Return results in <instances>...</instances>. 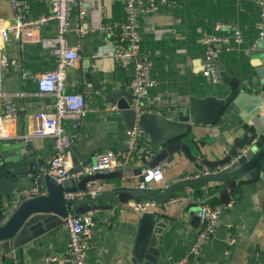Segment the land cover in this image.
Wrapping results in <instances>:
<instances>
[{"label": "crops", "instance_id": "crops-1", "mask_svg": "<svg viewBox=\"0 0 264 264\" xmlns=\"http://www.w3.org/2000/svg\"><path fill=\"white\" fill-rule=\"evenodd\" d=\"M31 17L48 13L46 0H24ZM85 13L78 17L77 8L68 10L70 23H80L85 28L82 35L75 31L67 32L70 46L78 45L79 59L67 69L65 91L81 93L85 98L86 110L79 127L70 120L63 126L72 137L79 151L94 154L103 149L120 150L125 147L126 130L123 117L115 107V99L129 101V81L133 72V62L119 65L110 55L113 51V37H108L105 28L110 26L117 32L125 21L124 2L120 0H88ZM13 20L6 0H0V21L3 24ZM259 5L256 0H176L174 4L159 5L152 12H142L137 16L139 35L138 58L151 63L150 76L154 85L149 87L143 97L146 109L168 108L187 101L188 97L214 94L222 96L229 91L226 84L212 81L203 76L205 65V40L210 36H225L228 43L219 45L218 57L225 70L240 81V88L255 93L261 79L257 75L256 64L260 61V44L257 50L246 52L248 45L257 35ZM217 22H229L238 28L242 41L236 42L229 29H214ZM56 31V22L48 20L38 31L40 37H47ZM4 50L12 61L2 70L0 86L3 91L15 93L13 101L23 107L15 117L11 137L3 144L14 142L16 136L26 129L27 114L49 112L54 109V97L40 93L36 79L32 76L22 78V71L29 75L53 69L55 62L49 47L40 42L19 45L10 36ZM111 93L115 94L112 98ZM240 110L226 105L217 119L209 125L191 124L183 134V140L194 155L208 159L224 156L229 148L226 136L237 135L233 129L243 123ZM240 133V132H238ZM226 139V140H225ZM225 141L221 144L222 141ZM141 149L147 150L148 138L139 136ZM35 159H46L53 153L51 137H31L28 139ZM149 157H132L124 168H136L146 163ZM94 154L92 161L94 160ZM145 156V155H143ZM163 178L150 190L155 196L175 182L184 173L194 171L189 161L181 154H174ZM202 169V165H199ZM138 176L120 179H103L104 190L119 185L131 186ZM44 178V177H43ZM42 178V179H43ZM221 186V183L218 182ZM216 182L203 183L204 196H193V191L177 204L155 203L153 212L159 216L160 227L155 234L152 251L146 253L145 264H173L190 247L199 227V220L193 221V211H198L202 201H206L210 190L217 196ZM187 186L179 187L174 195L182 194ZM103 190V191H104ZM234 203L223 209L218 217L215 235L204 245L200 259L205 264H257L264 261V188L260 181L248 179L236 185L230 193ZM8 197V196H7ZM117 196L100 199L95 203L107 204ZM171 197V196H170ZM3 197H0V214ZM142 198H136L137 200ZM128 202L113 209L91 210L95 220V233L87 251L91 264H136L132 261V243L126 238V231L137 212L129 208ZM219 203V202H218ZM89 205L83 203L84 207ZM73 209V208H71ZM64 218L21 246H5L0 242V264H44L47 253L62 254L67 245V233L63 226ZM232 239L231 243L228 242ZM9 248L18 249L17 258H7L4 253ZM188 264H197L189 262Z\"/></svg>", "mask_w": 264, "mask_h": 264}, {"label": "built area", "instance_id": "built-area-1", "mask_svg": "<svg viewBox=\"0 0 264 264\" xmlns=\"http://www.w3.org/2000/svg\"><path fill=\"white\" fill-rule=\"evenodd\" d=\"M13 15V20L3 24L0 21V82L2 70L9 67L12 61L6 54L4 47L10 36L18 40L19 45L28 42H40L49 47L53 55L55 67L50 70L37 72L29 75L22 71V78L30 76L36 79L37 88L40 93H48L54 97V109L49 112H35L27 114L30 124L26 125V132L14 137L22 142H27L31 137H51L53 140V153L50 157L40 160L36 159L28 168V175L32 180L38 181L48 177L53 182L60 184L69 176L95 175L104 170L115 171L127 166L132 157L144 159L149 156V150L141 149L139 136L143 131L136 125L126 130L125 147L120 150L103 149L94 154L91 164L84 166L80 171L71 172V144L72 137L63 126L64 120H70L75 127H79L85 114V98L81 93L65 91L67 81V69L78 59V45L70 46L67 42V32L75 31L78 35L85 32L80 23L71 24L68 10L70 6L77 8L78 17L85 13L84 5L88 0H46L49 10L46 15L31 17L28 13L24 0H6ZM124 2L125 21L120 25L117 32L110 26L100 25L105 28L108 37H113L114 46L110 53L112 58L121 66L133 62V72L129 81V104L136 115L142 111L149 110L143 106V97L146 90L154 85L150 76L151 63L145 59L139 60V35L137 31V16L142 12H152L159 5L174 4L176 0H120ZM259 5V21L256 25L257 35L251 40L246 52L257 50L259 44L264 40V0H256ZM56 22V31L51 36L40 37L39 29L48 21ZM214 29H229L232 31L233 39L238 43L242 41V35L238 28L229 22H217ZM205 65L203 76L217 82L216 65L212 62L217 57L219 45L228 43L225 36H210L206 40ZM15 93L3 91L0 86V143H5L11 137V129L15 117L23 107H17L13 101ZM28 120V121H29ZM247 146L239 147L234 152L230 161L221 165L203 166L199 172L192 171L184 173L178 180H193L204 176L216 175L246 152ZM145 155V156H143ZM170 160L164 159L151 168H146L139 179L133 184L138 189L150 191L154 184L163 178V173L169 167ZM106 183L103 179L89 180L84 188L74 192L63 194L65 200L94 196L104 190ZM193 191L192 186H187L184 193L171 196L167 199L168 204H177L186 199ZM35 185L31 189H20L14 191L10 196L3 197L2 210L0 214V225L5 223L21 202L37 196ZM234 203L230 199L227 203L209 204L202 201L198 209L199 227L189 249L173 264H188L189 262L205 264L201 259V251L204 245L215 235L218 217L223 209L231 208ZM155 203L149 199H137L129 202V208L135 212L153 211ZM63 226L67 233V245L62 254L47 253L43 257L44 264H91L87 259V251L90 241L95 233V220L91 212L80 214H69L63 220ZM232 239L228 242L231 243ZM4 256L14 258L13 248L5 251ZM257 264H264L260 261Z\"/></svg>", "mask_w": 264, "mask_h": 264}, {"label": "water", "instance_id": "water-1", "mask_svg": "<svg viewBox=\"0 0 264 264\" xmlns=\"http://www.w3.org/2000/svg\"><path fill=\"white\" fill-rule=\"evenodd\" d=\"M258 53L260 61L256 64L259 67L256 73L261 83L255 93L243 91L239 86V79L229 74L221 64L218 65L220 58L217 56L212 62L216 65L221 83L229 87V91L222 96L207 94L197 97L191 95L184 103L168 108L145 110L138 115L128 100L115 99V107L123 117L127 129H132L134 125L141 129L148 138L146 148L155 152L146 163L144 162L139 167L121 168L115 171L104 170L95 175L69 176L60 184L48 177L34 183L28 175V168L36 159L28 141L22 142L16 138L14 142L3 144L0 148V197L10 196L16 190L31 189L34 185L38 194L32 199L21 202L9 219L0 225V242H3L5 246L12 245L16 248L44 229L59 223L61 218L69 214H80L97 209H113L136 198L149 199L160 204L167 201L175 190L182 186H192L208 181H214L218 186L220 182L221 186L219 185L217 190L219 203H227L236 185L248 179L260 181L264 188V40L260 43ZM110 96L114 98L115 94L111 93ZM227 104L236 106L241 111L240 116L243 120V123L233 129L237 135L226 136L227 140H225L229 144L228 150L224 156L214 160L202 155H194L181 137L188 131L191 124H212ZM26 131L25 129L22 133ZM224 142L223 140L221 144ZM243 146L248 147L246 152L221 173L188 181L177 179L166 186L158 196L133 185H119L98 192L94 196L69 200L63 197L66 192L83 189L89 180L126 179L138 176L146 168H151L176 153H181L189 161L192 169L199 172L201 170L199 165L215 166L229 162L236 149ZM70 149L71 172L80 171L84 166L92 163L95 150L83 153L73 143ZM113 196L117 197L107 204L95 203L100 199ZM83 203L89 205L82 207ZM136 215L125 233V239L132 243V261L136 264H145L144 256L152 251L155 244L154 236L159 231V216L153 211L137 212ZM193 215V221L197 222L199 220L198 211H193ZM13 250L14 257L17 258L18 249Z\"/></svg>", "mask_w": 264, "mask_h": 264}, {"label": "trees", "instance_id": "trees-1", "mask_svg": "<svg viewBox=\"0 0 264 264\" xmlns=\"http://www.w3.org/2000/svg\"><path fill=\"white\" fill-rule=\"evenodd\" d=\"M203 183H198V184H194L192 185L193 187V196H204V193H205V190H203L201 187H202ZM219 185L215 187V190L218 189ZM208 193V198L205 202L209 203V204H216L218 203V200H217V196L214 195V193L212 192V190H210L209 192H206Z\"/></svg>", "mask_w": 264, "mask_h": 264}]
</instances>
